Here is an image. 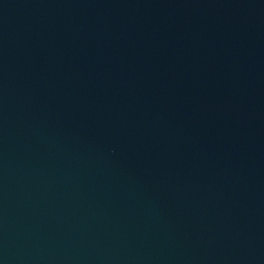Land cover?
Segmentation results:
<instances>
[{
	"label": "water",
	"instance_id": "water-1",
	"mask_svg": "<svg viewBox=\"0 0 264 264\" xmlns=\"http://www.w3.org/2000/svg\"><path fill=\"white\" fill-rule=\"evenodd\" d=\"M0 264H264V0H0Z\"/></svg>",
	"mask_w": 264,
	"mask_h": 264
}]
</instances>
